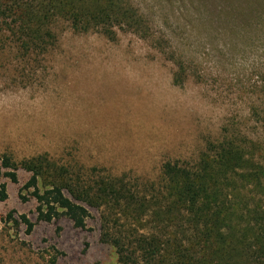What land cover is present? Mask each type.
Wrapping results in <instances>:
<instances>
[{"label": "rangeland", "instance_id": "obj_1", "mask_svg": "<svg viewBox=\"0 0 264 264\" xmlns=\"http://www.w3.org/2000/svg\"><path fill=\"white\" fill-rule=\"evenodd\" d=\"M133 1L149 37L118 26L111 36L79 33L61 22L49 52L0 49V158L48 154L87 177L98 167L154 180L165 162L195 161L236 129L261 135L249 113L264 71L258 26L232 41L213 0ZM166 50L191 63L182 85ZM30 176L0 180L8 194L0 201V264H120L101 242L100 209L90 208L86 229L65 217L39 222L23 189ZM24 214L35 223L29 234Z\"/></svg>", "mask_w": 264, "mask_h": 264}, {"label": "trees", "instance_id": "obj_2", "mask_svg": "<svg viewBox=\"0 0 264 264\" xmlns=\"http://www.w3.org/2000/svg\"><path fill=\"white\" fill-rule=\"evenodd\" d=\"M212 2L232 41L258 26L264 45V0ZM61 22L79 33L111 36L118 26L151 36L133 0H0V49L15 46L23 57L49 52ZM167 51L178 68L174 84L182 85L191 63ZM261 78L249 107L261 135L241 136L236 129L209 143L195 161L165 162L154 180L98 167L87 177L83 167L48 154L18 161L7 153L0 180L19 183L20 171L31 175L23 189L37 202L39 222L65 217L86 229L90 208L100 209L101 242L114 248L120 264H264V71ZM0 188L4 201L7 185ZM20 220L31 233L35 223L25 214Z\"/></svg>", "mask_w": 264, "mask_h": 264}]
</instances>
